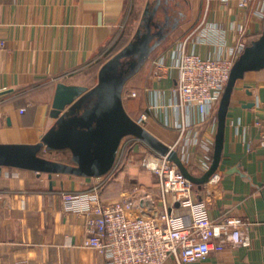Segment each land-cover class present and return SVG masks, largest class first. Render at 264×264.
Instances as JSON below:
<instances>
[{
  "label": "crops",
  "instance_id": "obj_1",
  "mask_svg": "<svg viewBox=\"0 0 264 264\" xmlns=\"http://www.w3.org/2000/svg\"><path fill=\"white\" fill-rule=\"evenodd\" d=\"M263 1L256 0L246 9L232 0H178L174 7L169 1L172 19H179L180 25L126 84L130 94L125 99L124 90L123 96L129 115L136 121L146 116L143 125L173 145L179 137L176 123L183 119L174 107L178 71L167 59L168 67L158 77L156 62L183 45L204 58H216L221 50L226 53L240 43L250 45L264 34V15L258 11ZM149 3L0 0V144L41 142L56 123L51 111L58 84L95 87L102 66L133 40ZM250 103L254 106L248 108ZM260 117H264V69L248 72L238 81L227 116L221 166L196 189L197 202L206 207L218 232L209 257L193 264H264V149L255 125ZM200 129L205 136L214 126ZM137 150L142 147L133 152ZM44 155L60 162L71 160L69 151ZM128 163L118 179L102 189L105 203L120 200L131 184L142 185L141 168ZM190 172L204 174L197 167H190ZM151 180L157 181L154 175ZM98 181L0 168V264H105L97 251L84 247V218L68 212L63 200L66 192L92 191ZM174 213L184 216L187 210L176 206ZM228 217L243 222V244L229 241L223 226ZM165 264L177 262L169 259Z\"/></svg>",
  "mask_w": 264,
  "mask_h": 264
},
{
  "label": "built area",
  "instance_id": "obj_2",
  "mask_svg": "<svg viewBox=\"0 0 264 264\" xmlns=\"http://www.w3.org/2000/svg\"><path fill=\"white\" fill-rule=\"evenodd\" d=\"M232 1L246 9L256 0ZM258 11L264 15V1ZM243 30L240 26V31ZM246 48L247 44L240 43L226 53L221 50L216 58H204L195 51L187 52L183 45L156 62L158 77L168 67L167 59H171V67L178 71L174 89L178 100L174 107L183 114V119L177 121L179 137L169 147L188 168L197 167L205 173L212 165L220 102L234 64ZM131 96L137 97V93L132 92ZM145 120L143 116L138 122L143 125ZM203 125H212L214 130L204 136L200 129ZM255 125L259 144L264 149V117L258 118ZM126 139L144 144L127 136L122 140L118 156L126 148ZM146 146L143 166L156 175V188L133 187L120 200L105 203L101 191L115 180L117 160L110 173L97 178L99 181L92 191L63 194L66 210L84 218L87 236L84 247L97 251L105 264H165L169 259L177 264H193L206 260L213 249L218 225L206 215V207L197 202V186L169 154L162 155ZM149 157L157 160L156 166L148 163ZM178 203L187 210L186 215L174 213ZM223 226L228 229L231 244L245 242L240 219L225 218Z\"/></svg>",
  "mask_w": 264,
  "mask_h": 264
},
{
  "label": "water",
  "instance_id": "obj_3",
  "mask_svg": "<svg viewBox=\"0 0 264 264\" xmlns=\"http://www.w3.org/2000/svg\"><path fill=\"white\" fill-rule=\"evenodd\" d=\"M163 1L147 5L133 40L102 66L95 87L58 84L51 111L55 125L37 144H0V168L30 170L50 177L55 174L103 177L114 168L122 140L133 136L160 154H169L199 189L218 173L233 92L248 72L264 69V34L248 45L234 64L218 109L212 165L203 175L196 176L176 151L134 120L124 105L128 81L142 70L151 54L180 25L179 19L172 20L168 8L162 10ZM161 14H165L163 19L159 17ZM253 106V103L247 105L248 108ZM61 151L70 152V162L55 161L44 155Z\"/></svg>",
  "mask_w": 264,
  "mask_h": 264
},
{
  "label": "rangeland",
  "instance_id": "obj_4",
  "mask_svg": "<svg viewBox=\"0 0 264 264\" xmlns=\"http://www.w3.org/2000/svg\"><path fill=\"white\" fill-rule=\"evenodd\" d=\"M150 3H153V2H155L156 0H148ZM170 1V5L171 6H173L174 7V4L176 3V1H178V0H169ZM180 1H182V0H180ZM183 5H184V2H183ZM185 8L183 7V8H181V10H184ZM161 19H163L164 18V15H160L159 16ZM130 87V86H129ZM128 94H130V90H129V88L127 87L126 89H125V99L126 98H128ZM125 102H129V101H125ZM217 115H218V113H217ZM125 142H126V148H125V150H124V152L122 153V151H121V153H120V156H119V160H118V165H117V168H116V170H115V177H117V179H118V176L119 175H121L122 173H123V171L125 170V169H127V165H129V163L128 162H130V161H133V164L134 165H138L141 169H140V175H139V179L140 180H142L141 182V184L142 185H139V184H136V185H130L129 187H127L128 189H130V188H133V187H146V188H152V189H154V188H156V186H155V184H156V182H153V184L151 183V179L153 178V175H154V177H155V179H157V177H156V175L151 171V170H149L148 168H146V167H144L143 166V162H144V160H145V158H146V149L148 148V146H146V144L144 143H141V144H135L136 142L135 141H128V139H126L125 140ZM176 142V141H175ZM175 144V143H174ZM136 146H140V147H142V151L141 150H137L135 153L131 150V148L133 147H136ZM60 157H62V156H60ZM62 158H64V157H62ZM65 159V158H64ZM132 164V165H133ZM130 166H131V164H130ZM189 170H190V168H189ZM192 171L194 172L195 170L194 169H192ZM141 172H143V174L141 173ZM138 175V174H137ZM152 178H151V177ZM114 177V179H116ZM138 178H136V179H138ZM138 182H139V180H138Z\"/></svg>",
  "mask_w": 264,
  "mask_h": 264
},
{
  "label": "flooded vegetation",
  "instance_id": "obj_5",
  "mask_svg": "<svg viewBox=\"0 0 264 264\" xmlns=\"http://www.w3.org/2000/svg\"><path fill=\"white\" fill-rule=\"evenodd\" d=\"M165 8H168V13H170L171 18L174 17L173 12L170 10V7H169V0H168V2H166L165 0L163 1L162 10ZM162 15H165V14H162Z\"/></svg>",
  "mask_w": 264,
  "mask_h": 264
},
{
  "label": "bare ground",
  "instance_id": "obj_6",
  "mask_svg": "<svg viewBox=\"0 0 264 264\" xmlns=\"http://www.w3.org/2000/svg\"><path fill=\"white\" fill-rule=\"evenodd\" d=\"M148 163H149L150 165H152V166H156V164H157V160H155V159L149 157V159H148Z\"/></svg>",
  "mask_w": 264,
  "mask_h": 264
}]
</instances>
